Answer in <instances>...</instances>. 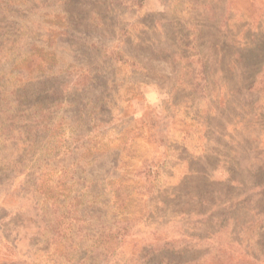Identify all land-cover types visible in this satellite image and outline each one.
Segmentation results:
<instances>
[{
	"label": "rangeland",
	"instance_id": "rangeland-1",
	"mask_svg": "<svg viewBox=\"0 0 264 264\" xmlns=\"http://www.w3.org/2000/svg\"><path fill=\"white\" fill-rule=\"evenodd\" d=\"M0 264H264V0H0Z\"/></svg>",
	"mask_w": 264,
	"mask_h": 264
},
{
	"label": "trees",
	"instance_id": "trees-1",
	"mask_svg": "<svg viewBox=\"0 0 264 264\" xmlns=\"http://www.w3.org/2000/svg\"><path fill=\"white\" fill-rule=\"evenodd\" d=\"M119 231H124V230H119ZM118 232V231H117ZM100 239V238H99ZM99 239H97L96 240V243L94 244V246L93 247H95V248H99V246L101 245V243H100V240ZM109 239H113V236L112 235H110L109 237H108V240ZM98 245V246H97ZM116 249H114V250H111V252H113V251H115ZM106 252V251H105Z\"/></svg>",
	"mask_w": 264,
	"mask_h": 264
}]
</instances>
